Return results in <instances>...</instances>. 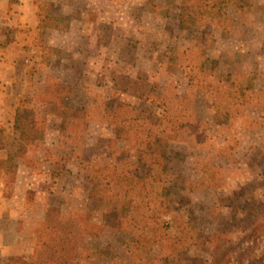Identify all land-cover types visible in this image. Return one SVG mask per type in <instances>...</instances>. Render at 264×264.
<instances>
[{"label": "rangeland", "instance_id": "obj_1", "mask_svg": "<svg viewBox=\"0 0 264 264\" xmlns=\"http://www.w3.org/2000/svg\"><path fill=\"white\" fill-rule=\"evenodd\" d=\"M248 1L251 6L245 13L229 9V17L242 20L241 25L230 23L229 31L215 28L210 33L207 56L219 62L211 81L247 69L255 76L256 87L264 89V0ZM180 3L18 0L9 5L8 0H0V43L3 29L16 30L15 42L0 51V160L6 162L4 170L8 166L12 171L19 164L14 185L13 175L0 170V264H23L33 254L47 255L35 239V229L47 214L69 222L73 235L92 248L89 258L79 264H132L128 245L143 225L131 220L130 212H125L120 230L107 229L100 238L89 236L80 220L84 214L98 221L105 207L90 198L84 172L59 137L62 118L50 117L46 151L33 154L26 153L13 132L14 114L21 97L54 83L70 108L95 105L94 101L98 105L102 99L112 106L118 101L140 104L137 97L120 93L125 84L120 76L178 86L185 95L190 67L199 65L194 55L200 35L180 30ZM39 16L53 17L51 27L35 29ZM208 74L206 70L197 76ZM115 84L119 93L113 96ZM197 103L205 123L201 134L186 135L167 148L166 177L177 188V217L198 231L180 246L177 264H202L209 259L205 244L210 233L230 232L232 245L238 242L247 215L264 203V109L248 107L247 115L229 127L212 120L214 108H226L224 97L199 94ZM256 123L260 124L256 127ZM113 135L111 126L93 124L88 130L87 158L98 164L115 162L117 153L101 142ZM135 155L129 152L128 158ZM209 165L219 168L218 185L190 191L189 186L201 179V169ZM226 199L231 208L217 211V204Z\"/></svg>", "mask_w": 264, "mask_h": 264}, {"label": "trees", "instance_id": "obj_2", "mask_svg": "<svg viewBox=\"0 0 264 264\" xmlns=\"http://www.w3.org/2000/svg\"><path fill=\"white\" fill-rule=\"evenodd\" d=\"M17 1L8 0V4ZM249 6L248 0H181L180 30H194L200 35L198 53L194 55L199 58V65L190 67L185 95L179 93L178 86H158L120 76L125 83L119 88L120 93L137 97L140 104L118 101L112 106L102 99L98 105L94 101L95 105L70 108L59 84L55 83L47 84L39 89V93L21 97L18 101L12 129L26 153L46 151L49 119L53 116L62 118L59 137L65 139L71 158L84 172V178L91 186L90 198L97 206L105 207L96 222L94 217L80 214L89 236L100 238L107 229L120 230L126 211L131 213V220L142 223V232L135 234L128 245L132 264H177L180 246L198 234L194 224L182 222V218L177 217V188L166 177L168 145L186 135L201 134L205 126L197 107V96L218 94L225 98V109L214 108L212 120L216 125L232 126L237 119L247 115L250 106L264 109V89L256 87L253 74L247 73V69L232 70L211 81L215 79L219 62L210 59L206 52L210 33L215 28L229 31L230 23L234 27L242 24V20L229 17V9L245 13ZM52 21L51 16H39L35 29H48ZM15 31L11 27L3 29L0 51L15 42ZM206 70L210 72L209 76L198 78L197 75H204ZM118 87L115 84L113 96L119 93ZM99 122L114 130L111 138L101 142L112 149V154L117 153L115 162L98 164L86 156L88 130ZM259 124L256 123V127ZM132 151L136 155L130 159L128 153ZM4 164L5 160H0V170L2 174L13 175L11 183L14 185L19 164L13 165L12 171L7 170L8 166L4 170ZM201 172V179L189 186L190 191L218 185V167L209 165ZM5 182L9 183L6 179ZM228 202V199L224 204L221 201L216 210L231 208ZM246 221L238 242L233 245L230 232L207 235L205 251L209 259L202 264H264V203L257 205ZM35 239L38 246L47 249V255L33 254L23 264H79L92 252L89 245L73 235L69 222L56 214H47L38 223Z\"/></svg>", "mask_w": 264, "mask_h": 264}]
</instances>
